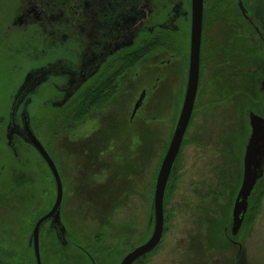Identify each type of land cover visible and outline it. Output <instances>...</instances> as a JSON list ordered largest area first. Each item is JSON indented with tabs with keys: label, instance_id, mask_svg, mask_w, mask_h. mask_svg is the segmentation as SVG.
<instances>
[{
	"label": "flooded vegetation",
	"instance_id": "flooded-vegetation-1",
	"mask_svg": "<svg viewBox=\"0 0 264 264\" xmlns=\"http://www.w3.org/2000/svg\"><path fill=\"white\" fill-rule=\"evenodd\" d=\"M250 2L204 0L198 85L199 89L204 64L211 63L210 80L220 85V95L225 96L221 100L231 104L232 110L234 100L236 108H240L231 139L234 140L233 154L236 159L240 158L236 167L242 169L252 132L251 114L264 117V12L249 5ZM221 5L225 7L223 11ZM191 20V0H0V90L5 88L6 91L0 97V107H7L5 115L0 116V188L4 187L12 194L18 189L34 191L40 187L38 194L46 193V206L29 212L34 216V222L27 226L24 247L28 257L21 260V264H37L31 234L38 220L50 212L56 199L51 169L37 149L19 134L23 128V114L29 115L31 127L43 144L41 132L47 134L58 121L61 128L64 111L74 110L76 114L82 106H89L90 113L99 108L104 111L117 91L124 90L125 93L128 90L126 83L142 76V72L156 77L151 86L154 90L151 97L155 99L166 84L165 80L159 81L162 74L171 82L176 75L182 92L179 104L182 105L188 78ZM211 26L217 27L214 36L217 34L218 40L216 36L211 41L208 36ZM244 34L248 35V42L240 39L233 43V37ZM260 54L262 60H256L254 57ZM234 67L240 69L234 73L236 79L233 80ZM36 74L41 77V82L21 96L27 78ZM233 86L238 87L235 98ZM148 95L147 89L143 88L133 103L131 119L137 116ZM141 97L142 103L135 110ZM48 109L52 111L46 115ZM90 113L85 121L89 126L92 121L96 125L98 119L92 118ZM115 120L119 119L107 115L101 121ZM11 123H14V134L7 137ZM44 147L62 182L60 219L63 226L55 227L52 219L42 225L38 240L41 263L108 264V258H102L108 247L99 246L92 237L79 236L74 228L72 210L78 202L71 175L65 171V164L52 155L50 148ZM88 151L93 157L99 155ZM86 166L88 173L92 170V162L88 161ZM101 167L107 179L103 183L97 181L100 193L87 188L89 191L84 195L88 219L96 211L105 217L118 197L117 191L125 184L117 179L118 170L113 169L110 177L106 168ZM31 171L36 177L30 176ZM238 181L234 180V187ZM24 200L28 207L41 204V200L34 198L35 202L32 201L33 196ZM230 200L227 216L229 213L232 216L233 192ZM151 227L149 218L148 229ZM224 231L227 235L232 234L231 227L227 226ZM230 240L233 243V238ZM4 260L6 264H13Z\"/></svg>",
	"mask_w": 264,
	"mask_h": 264
},
{
	"label": "rangeland",
	"instance_id": "rangeland-1",
	"mask_svg": "<svg viewBox=\"0 0 264 264\" xmlns=\"http://www.w3.org/2000/svg\"><path fill=\"white\" fill-rule=\"evenodd\" d=\"M249 5L264 12V0H251ZM224 9V5H221V11ZM211 29L208 36L212 41L217 36H214L217 27L211 26ZM240 39L245 40V43L249 41L248 35L244 34L242 37H233V43L240 42ZM260 55L254 58L262 60L263 56ZM211 68L212 64L207 62L202 69L193 115L165 194L162 241L142 264H264V182L236 239L238 244L231 243L227 234L220 235V240L214 239L209 229L212 222L224 227L228 224L226 212L235 189L233 182L238 179L241 183L243 170L236 167L240 158L236 159L233 154L234 140L231 139L240 108H236L234 100L233 110L231 104L221 100L225 96L220 95V85L210 80ZM238 69L233 68V80ZM141 75L130 80V85L126 83L128 90L125 93L124 90L117 91L104 111L95 109L76 119L70 114L63 115L60 121L69 126L60 128L58 121L47 134L41 132L40 136L43 144L65 164V171L71 175L78 202L74 205L75 210H72L74 228L79 236L92 237L99 246L108 247L102 256L108 258V264H119L124 254L146 242L151 235L152 227L148 229V222L155 179L182 106L179 104L181 86L176 75L173 82L166 81L167 76L160 75L159 81L165 80L163 82L166 84L162 85L156 99L151 97L155 75L145 72ZM143 88L147 89L148 98L137 116L131 119L133 103ZM237 89L233 86V98ZM5 93V88L1 89L0 97ZM6 109V106L0 107L1 117L5 115ZM31 109L34 111L33 107ZM51 111L46 110V115L47 112L51 114ZM89 113L92 118L98 119L96 125L94 121L91 126L87 125L85 119ZM107 115H114L122 121H101ZM239 140L241 145L243 137ZM107 147L111 150H105ZM88 150L99 155L93 157ZM88 161L92 162L89 174L86 168ZM101 166L106 168L110 177L113 169L118 170L119 175L116 177L125 184L117 191L118 197L109 213L104 217L96 211L91 213V220L86 217L87 200L84 195L88 189L100 193L97 181L103 183L107 179ZM30 176L36 177V174L31 171ZM46 186L48 189V183ZM40 189H18L11 194L4 187L0 188V253L3 255L0 254V257L3 260L21 264V260L27 259L24 247L27 226L29 222L32 221L31 226L34 222V216L29 212L46 206V193L39 195ZM32 196V201L41 200V204L28 207L24 198L30 200ZM50 264L58 263L55 261Z\"/></svg>",
	"mask_w": 264,
	"mask_h": 264
},
{
	"label": "water",
	"instance_id": "water-1",
	"mask_svg": "<svg viewBox=\"0 0 264 264\" xmlns=\"http://www.w3.org/2000/svg\"><path fill=\"white\" fill-rule=\"evenodd\" d=\"M191 7V47L188 78L177 124L156 178L150 216V222H152V232L149 239L128 252L120 264H134L137 261H140L141 263L145 262L158 248L163 238L165 223V194L179 157L186 131L193 115L199 85L200 47L203 30L204 0H191ZM41 80V77L37 74L30 75V77L27 78L26 88L23 90L21 96L28 93L34 86L38 85ZM262 85L264 88V80ZM141 103L142 97L135 104V110L141 105ZM250 118L252 132L246 145L243 157L241 183L232 208L231 233L236 237L239 236L241 228L245 223L246 215L250 206V197L256 189L258 182L264 176V117L252 113ZM22 121L23 128L19 134L25 139V141L35 147L45 159L52 171L56 184L55 203L50 212L38 220L31 234V241L34 242L36 263L42 264L38 247L39 232L44 222L49 219H52L55 227L63 226L60 219L63 187L61 178L52 158L31 127L29 115L23 114ZM12 134H14V123H11L7 129V137H11ZM0 264H6L1 257Z\"/></svg>",
	"mask_w": 264,
	"mask_h": 264
},
{
	"label": "trees",
	"instance_id": "trees-1",
	"mask_svg": "<svg viewBox=\"0 0 264 264\" xmlns=\"http://www.w3.org/2000/svg\"><path fill=\"white\" fill-rule=\"evenodd\" d=\"M110 96V95H109ZM109 96H107L106 97V99L109 97ZM89 106H82L81 108H79V110H78V112L76 113V114H74V110H67V111H64L63 112V115L64 116H68V114H70V117L72 116L74 119H76L77 117H82V116H84V115H86V113L87 112H89ZM63 125H68L66 122H63L62 121V126ZM69 126V125H68ZM264 182V176H263V178L258 182V184H257V186H256V189L254 190V192L252 193V195H251V197H250V206H249V210H250V208H251V206H252V203H253V201H254V198L256 197V195H257V192H258V190H259V188H260V186H261V184ZM239 186H240V181L238 182V184L235 186V189H234V191H233V200H234V198H235V196H236V193H237V191H238V189H239ZM249 210H248V212H247V215H246V219H247V216H248V213H249ZM226 214H227V212H226ZM229 215V217L227 218L228 219V224L226 225V227L228 226V228L230 229V227H231V223H232V216H231V214L229 213L228 214ZM246 219H245V222H246ZM213 224L211 225V228H209V229H211L210 231L211 232H213V233H211L212 234V236L214 237V239L216 238L217 240H220L221 239V236L220 235H222V234H225V231H224V229L226 228V227H224V225L222 226V225H217V224H215L214 222H212ZM245 224V223H244ZM215 233H217L216 235H215ZM229 235V237H230V239H232L233 238V244L235 243V244H238V242L236 241V239L238 238V236L236 237V236H233L232 234H228Z\"/></svg>",
	"mask_w": 264,
	"mask_h": 264
}]
</instances>
